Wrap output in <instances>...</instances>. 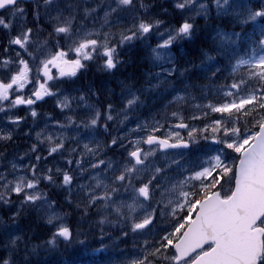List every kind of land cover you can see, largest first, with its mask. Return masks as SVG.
Segmentation results:
<instances>
[{
    "label": "snow or ice",
    "instance_id": "6c2138e0",
    "mask_svg": "<svg viewBox=\"0 0 264 264\" xmlns=\"http://www.w3.org/2000/svg\"><path fill=\"white\" fill-rule=\"evenodd\" d=\"M171 8L0 0V264H264V0Z\"/></svg>",
    "mask_w": 264,
    "mask_h": 264
},
{
    "label": "trees",
    "instance_id": "16d2710c",
    "mask_svg": "<svg viewBox=\"0 0 264 264\" xmlns=\"http://www.w3.org/2000/svg\"><path fill=\"white\" fill-rule=\"evenodd\" d=\"M157 2L162 5V7L164 5H169V9H171V2L169 0H157ZM157 11H159V9H157ZM164 18V17H162ZM166 19L169 20L170 24L175 25L176 23V19H175V13H173V15L166 17ZM200 23H203V21H199ZM175 51V49H174ZM191 55H195V53L193 52ZM140 67H147L146 64H141L138 68L137 71L140 70ZM129 71H132V69L130 68ZM117 75H120V73H117ZM99 78V75L96 71L95 66L92 67L91 71L89 73H87L84 77H82L83 80H91V79H97ZM223 80L218 81L217 83H222ZM43 110V113L47 112V113H52L53 115H56L54 109H53V101L52 100H46L45 103H42V106L40 107V110ZM34 141H29L27 140V138L20 136L19 138H17V144L20 145H24L25 147L27 146V143H31ZM14 146L10 145L9 148H12ZM44 183L42 182L41 185H43ZM46 185V184H45ZM44 188L46 189V191L49 193V195L51 196V198L53 200L57 201L58 206L64 211L69 213L68 218H67V223L69 226H71L72 228H82V229H86L88 227L87 224L85 223H80L79 222V213L74 212L67 204H65L63 202V199L61 197H58L56 195L57 192L60 191V189H53L52 187L46 185L44 186ZM42 215L39 214V212H33L30 214L29 219L23 221V225L25 226H30L31 227V233H34L35 235L33 236V239L36 242H39L40 240L46 239L47 236L50 234V232L52 231L51 228L45 227L43 220L38 219V217H41ZM129 247L131 246V241H128ZM92 247L95 248H99L98 244H93ZM121 248L124 247V245H120ZM4 254V250H3V246L0 245V255ZM74 262H76V264H81V262H86L89 258H90V249L85 252L83 249H79V248H70L68 250V254H67ZM97 255H99V253H97ZM113 259H115V257H112ZM105 259H108V257L106 256Z\"/></svg>",
    "mask_w": 264,
    "mask_h": 264
},
{
    "label": "rangeland",
    "instance_id": "374dc122",
    "mask_svg": "<svg viewBox=\"0 0 264 264\" xmlns=\"http://www.w3.org/2000/svg\"><path fill=\"white\" fill-rule=\"evenodd\" d=\"M168 10H169V9H168ZM169 11H170V10H169ZM186 15H187V13H186ZM161 31H163V29H161ZM150 40H151V41L154 40V44L158 42V40H157V38H156L155 35H154L153 37H150ZM53 71H55V70H53ZM208 99H212V100H213V103H216V102H217L216 98H214L213 95H209V96H208ZM206 102H207V101H200V103H206ZM41 106H42V104H41ZM40 113H43V110H42V109H41ZM45 113H47V112H45ZM187 114L198 115V112H196V111L193 110V109H189V111H188ZM210 116H214V117H216V118H219V117H218V114H214V113H210ZM28 123H31V117H28ZM42 126H43V125L41 124V127H42ZM25 163H27V161H25ZM48 163H49V165H51V164H52V161L49 160ZM61 167H63V165H61ZM44 186H46L45 183H44L43 185H40V187H41L42 189L46 190V189L44 188ZM74 199H76V198L74 197ZM37 207L39 208L40 206L38 205ZM58 210H59V208H58ZM39 214L43 216V212H39ZM66 223H67V221H66Z\"/></svg>",
    "mask_w": 264,
    "mask_h": 264
},
{
    "label": "flooded vegetation",
    "instance_id": "af4514ba",
    "mask_svg": "<svg viewBox=\"0 0 264 264\" xmlns=\"http://www.w3.org/2000/svg\"><path fill=\"white\" fill-rule=\"evenodd\" d=\"M0 35H2V33H0ZM26 106H19L20 110L16 113V114H19V115H25V109ZM37 111L38 113H40V104H38V107H37ZM0 151H2V149H0Z\"/></svg>",
    "mask_w": 264,
    "mask_h": 264
}]
</instances>
